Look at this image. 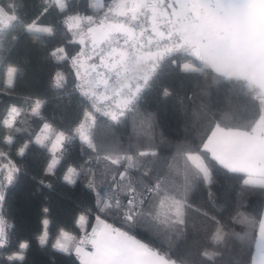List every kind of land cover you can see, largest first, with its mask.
I'll list each match as a JSON object with an SVG mask.
<instances>
[{"label": "snow or ice", "instance_id": "snow-or-ice-1", "mask_svg": "<svg viewBox=\"0 0 264 264\" xmlns=\"http://www.w3.org/2000/svg\"><path fill=\"white\" fill-rule=\"evenodd\" d=\"M19 7L0 0V36L19 25L35 38H54L58 26L42 17L59 15L63 37L47 52L57 62L48 87L62 92L71 76L80 101L68 127L45 115L43 94L10 102L0 113V264L23 262L30 248L29 240H20L9 252L14 224L8 192L23 161L37 153L40 185L60 175L67 185L83 184L87 190L71 231L62 228L53 236L50 210L43 208L36 237L41 246L74 254L79 264H195L178 262L172 253L187 233L192 211L214 225L213 244L234 235L249 250L247 264H264V0H84L82 7L42 0L31 21L19 15ZM3 50L0 39V94L13 97L25 69L9 62ZM166 71L233 85L246 98L242 111L227 120L206 113L195 138L161 137L155 143L156 116L141 112L140 102ZM161 94L173 93L162 87ZM129 116L151 142L127 151L98 135L101 117L119 124ZM77 141L87 157L80 161L70 151ZM221 172L236 181L239 206L230 220L243 225L242 233L227 231L191 202L201 188L212 199ZM252 197L260 201L255 211L247 207ZM161 227L168 233L166 251L137 234L143 229L159 236ZM199 255L206 262L217 253L204 249Z\"/></svg>", "mask_w": 264, "mask_h": 264}, {"label": "trees", "instance_id": "trees-1", "mask_svg": "<svg viewBox=\"0 0 264 264\" xmlns=\"http://www.w3.org/2000/svg\"><path fill=\"white\" fill-rule=\"evenodd\" d=\"M3 2L5 4L14 2L19 5V15L25 21H31L38 14L42 0H3ZM70 2L82 7L84 0H70ZM104 2L105 0H101V3ZM89 13L91 14V10ZM60 19V16L55 14L42 17L43 22L55 23L58 26L54 38L46 36L35 38L22 31L19 25L0 36L4 43L3 55L9 62L25 69V75L17 85L16 94L13 97L0 94V113L10 102L22 104L28 95L43 94L48 99L45 115L49 119L68 127L78 116L80 97L73 90V77L69 76L68 87L62 92L52 91L48 87L49 74L54 72L57 62L50 59L47 52L63 37ZM14 35L17 37L16 40L11 39ZM64 70L68 71V68L65 66ZM162 87H168L173 94L164 97L161 94ZM245 99L236 87L226 82L217 84L211 77L204 78L199 74L181 71L171 73L166 71L152 88L144 91L140 110L143 113L155 114L157 123L154 142L159 143L161 137L173 141L184 139L186 136L195 138L199 134L202 117L206 113L214 114L217 119H234L242 111ZM100 124L98 135L106 138L108 143H114L121 150L134 151L138 146L151 142L140 134L138 127L134 128L131 116L119 124L108 122L106 118L101 117ZM136 124L139 125L138 118ZM79 149L78 141L71 146L73 158L77 161L81 158L86 159L87 157ZM41 163L38 153L29 154L23 161V172L16 183L9 186V219L14 224V231L11 234L12 247L9 252L15 251L18 241L29 240L30 248L25 253V260L17 264H79L74 254L60 252L50 245L41 246L36 237L42 229L44 207L50 210L49 229L53 236L62 228L73 230V219L78 215L82 202L86 201L87 190L83 184L67 185L60 175H52L46 180L45 185H40L39 180L43 175ZM49 183L52 185L50 188L47 187ZM212 192L213 198L209 199L207 188H201L194 193L191 202L196 207L208 211L210 216L214 215L221 220L226 225L227 231L242 233L243 225L232 224L230 220L239 206L234 177L222 172L217 174ZM259 206L258 197H252L247 205L249 211H255ZM213 230L214 225L210 220L190 211L187 233L184 238L176 241L175 247L172 248L173 257L178 262L186 260L195 264H247L250 258L249 250L231 234L222 242L213 244L209 239ZM137 234L140 238L161 247L162 251L168 249V233L163 227L159 236H151L143 229ZM204 249L217 255L211 261L205 262L199 255ZM251 251L253 253L254 248ZM7 254L5 253V256Z\"/></svg>", "mask_w": 264, "mask_h": 264}, {"label": "crops", "instance_id": "crops-1", "mask_svg": "<svg viewBox=\"0 0 264 264\" xmlns=\"http://www.w3.org/2000/svg\"><path fill=\"white\" fill-rule=\"evenodd\" d=\"M255 252V249H254V251H253V253Z\"/></svg>", "mask_w": 264, "mask_h": 264}, {"label": "built area", "instance_id": "built-area-1", "mask_svg": "<svg viewBox=\"0 0 264 264\" xmlns=\"http://www.w3.org/2000/svg\"><path fill=\"white\" fill-rule=\"evenodd\" d=\"M107 119V118H106Z\"/></svg>", "mask_w": 264, "mask_h": 264}]
</instances>
